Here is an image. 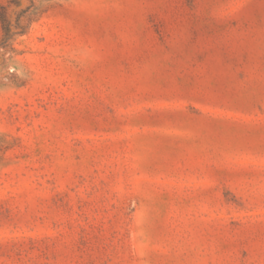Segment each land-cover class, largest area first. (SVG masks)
<instances>
[{
	"label": "rangeland",
	"instance_id": "1",
	"mask_svg": "<svg viewBox=\"0 0 264 264\" xmlns=\"http://www.w3.org/2000/svg\"><path fill=\"white\" fill-rule=\"evenodd\" d=\"M0 264H264V0H0Z\"/></svg>",
	"mask_w": 264,
	"mask_h": 264
}]
</instances>
